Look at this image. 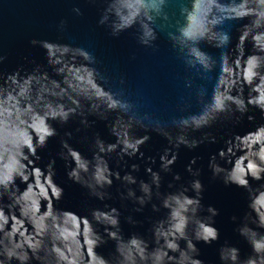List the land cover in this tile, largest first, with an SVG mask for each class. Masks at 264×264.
Returning <instances> with one entry per match:
<instances>
[{
    "label": "water",
    "instance_id": "1",
    "mask_svg": "<svg viewBox=\"0 0 264 264\" xmlns=\"http://www.w3.org/2000/svg\"><path fill=\"white\" fill-rule=\"evenodd\" d=\"M108 4L117 23L125 25L117 37L111 35L107 25L99 24L105 7L102 0H0V54L7 56L0 71L12 73L20 67L31 71L37 65L41 71H46H37L19 83L13 81L9 89L0 86V112L10 110L17 116L24 115L30 120L29 128L40 134L44 117L54 115L62 103L71 106L74 98L82 106L90 102L92 110L106 107L104 101L94 99L93 82L99 84L100 80L92 65L83 59V53L53 47L49 58L57 69L54 72L47 65L44 50L33 47L30 41L49 40L81 47L95 57L93 66L107 77L114 90L133 104L130 117H114L107 124L90 116L89 120L95 123L89 128L80 124L79 117L72 118L67 125H57L60 135L50 139L47 147L40 150L38 166L43 168L53 158L56 161L54 179L64 188V197L57 208L84 212L91 207H103L104 203L119 208L125 239L119 244L121 256L115 259L119 264L130 261L144 264L139 257L151 258L158 246L153 244L145 252L139 238L129 236L140 232L150 238L151 220L160 214L153 213L151 205L142 213H134L130 201L124 202L127 208L122 207L119 191L123 188L118 181L110 189L112 199L100 202L90 198L85 189L68 180L65 162L58 155L59 141L65 132L71 131L70 143L89 156L84 161L87 165L92 159L95 135L115 143L123 141L125 136L135 140L145 134L146 128L155 129L148 133L151 139L140 149L145 159L125 157L127 166L140 165V171L133 174L147 180L146 158H156V164L151 166L158 171L159 155L169 146L165 136L168 132H176L171 125L173 119L198 118L212 107L214 99L228 106L231 105L229 97L237 101L264 97V0H108ZM76 7L81 9V15L73 12ZM61 21L65 22L63 27ZM252 111L256 123H260L259 112ZM254 126L245 120L235 129L243 135L226 147V171L233 177L243 176L246 168L251 169L264 157V127L248 131ZM230 127L217 125L208 130L217 136L215 144L205 142L191 150L181 146L172 173H161V192L171 191L169 183H186L192 179L185 169L193 157L199 158L193 167L201 169L202 203L219 210L215 227L221 237L218 243L198 245L205 264H219V244L225 239L237 244L244 253L249 251L251 244H264V233L245 228L247 243L237 236L231 217L242 215L246 209V193L235 185L225 186L221 180L213 179L208 168L209 157L223 147L220 137ZM78 128L79 132L76 131ZM93 163L99 169L103 160L98 155ZM110 163L113 169L118 168L115 158ZM127 166L121 162V175L130 170ZM175 173L180 174V182L173 181ZM28 181L18 186L15 201L6 212L9 234L13 224L17 228L22 225L21 231L26 229L35 237L37 246L43 241L50 249L51 241H57L54 255L60 264H72V261L82 259L81 253L93 250L89 248L88 238L95 223L89 221L85 225L83 220L77 221L70 214L54 210L45 199L50 176L32 174ZM249 195L252 208L264 217V186L250 187ZM21 206L25 207L23 216L19 211ZM33 208H39V214L33 212ZM174 210L181 211L179 207ZM166 212L164 210L165 216ZM128 215L140 224L129 225L124 220ZM4 235L0 233V237ZM97 252L108 257L114 252V244L109 241ZM133 252L139 256L134 257ZM225 254H229L227 250ZM45 264H56V260L45 257ZM178 264H183V260Z\"/></svg>",
    "mask_w": 264,
    "mask_h": 264
},
{
    "label": "clouds",
    "instance_id": "2",
    "mask_svg": "<svg viewBox=\"0 0 264 264\" xmlns=\"http://www.w3.org/2000/svg\"><path fill=\"white\" fill-rule=\"evenodd\" d=\"M102 2L105 7L99 24L107 25L111 30V35L117 37L125 25L118 24L116 16L109 12L108 0H102ZM73 12L77 15L82 14L79 7L73 8ZM64 23L61 21V27ZM224 40H227L226 35ZM30 44L44 50L47 65L54 72L57 69L49 58V52L53 47H65L83 53V59L92 65L100 80L99 84L93 82L94 99L104 101L106 107L92 110L90 102L86 106H82L80 101L74 98V103L71 106L62 103L54 115L44 117L43 131L40 134H36L29 128L30 120L24 115L17 116L10 110L0 112V204H3V207H0V233L5 234L0 237V241H2L0 242V264H45V257L56 260V264H60V260L54 255L57 246L56 240L51 241L52 246L49 249L45 247L43 241L37 246L35 237L30 235L26 229L21 231L22 225L17 228L13 224L11 234L8 232L9 218L6 212L15 201L14 193L18 186L27 184L28 177L32 174L50 176L45 199L51 203L57 213L70 214L77 221L83 220L85 225H88L89 221L96 225L88 238L89 248L93 250L81 253L82 259L74 260L72 264H119L115 258L121 256L119 244L125 239L121 210L107 203H104L103 207H91L84 212L72 208H57L56 205L64 197V188L54 179L56 161L54 158L51 159L43 168L38 166V162L41 160L40 150L47 147L50 139L60 135L57 125H67L72 118L79 117L80 124L84 128H89L95 123L94 120H89L90 116L104 120L109 124L114 117H130L134 106L118 90H114L109 85L107 77L93 66L95 57L86 49L49 40L32 39ZM6 59V55L0 54V66ZM37 71H41L39 65L31 71L23 67L12 73L0 71V86L9 89L13 86V81L19 83ZM41 72L46 73V71ZM229 99L231 105L228 106L214 99L212 107L202 112L198 118L190 120L183 116L173 119L171 125L176 129V132H168L165 136L169 146L165 147L159 155V170L155 171L151 166L157 162L155 157L148 156L146 158L148 164L145 166L144 172L148 177L147 180L133 174L140 171V165L133 163L127 166L125 157L145 159V154L140 149L151 139L148 133L155 129L146 128L145 134L135 140H130L125 136L123 141L117 140L115 143L105 141L99 134L95 135L92 140V159L87 165L84 161L89 159V156L70 143L73 133L67 131L61 137L59 141L61 150L58 155L65 162L66 176L68 180L85 189L90 198L100 202L112 199L110 189L118 181L123 188V191H119L122 207L127 208V204L124 202L130 201L134 213H142L147 206L151 205L152 212L160 214L158 218L151 220V227L148 229L151 234L150 238H146L140 232L131 233L129 236V238L138 237L145 252L153 244L158 246L151 258L148 256L139 257L144 264H150V262L151 264H178L181 259L183 264H205V261L200 258L198 245L200 243L212 245L220 242V231L215 227V217L219 215V210L214 206H205L202 203L204 185L199 178L201 169L193 167L196 165L198 157H193L185 169L192 179L186 183H169L168 188L171 191L161 192V173H172V165L178 159L180 147L183 146L191 150L205 142L217 143V136L208 131L217 125H231V127L228 128L225 135L220 137L223 147L209 157L208 168L211 170L212 178L221 180L225 186L235 185L246 193V209L242 215L231 217L235 224L234 231L244 243H247L245 228L264 233V217L260 216L257 209L252 208L253 202L249 195L250 187L264 186V157L254 163L251 169L246 168L243 176L240 177H233L230 172L226 171L224 157L227 145L243 135L235 129L245 120L250 125H255L248 131L255 127H264V97L255 101L253 99L237 101L234 97H229ZM252 110L259 112L260 123H256L257 118ZM76 131L79 132L80 129L78 128ZM197 133L200 135L197 136ZM98 155L103 160L99 169L93 163ZM113 158L118 165L117 169H113L111 166L110 161ZM121 162H124V166L130 167V170L124 172L123 175L119 170ZM173 181H181L179 173L173 174ZM177 207L181 211H175L174 209ZM164 210H167L166 216ZM19 211L23 216L25 207L21 206ZM33 212L39 214L40 210L33 208ZM28 218L30 219V217ZM12 219L15 221L16 218L13 216ZM124 220L129 225L140 224V221L135 220L132 215L124 217ZM109 241L114 244V252L105 257L98 253L97 249ZM226 250L229 253L227 255L225 254ZM133 256L137 257L139 254L133 252ZM218 257L219 264H264V244H251L249 251L244 253L237 244L225 239L219 244ZM128 264H134V261H130Z\"/></svg>",
    "mask_w": 264,
    "mask_h": 264
}]
</instances>
